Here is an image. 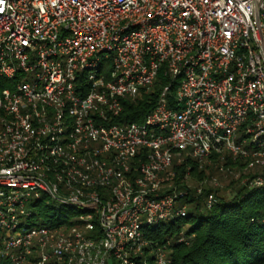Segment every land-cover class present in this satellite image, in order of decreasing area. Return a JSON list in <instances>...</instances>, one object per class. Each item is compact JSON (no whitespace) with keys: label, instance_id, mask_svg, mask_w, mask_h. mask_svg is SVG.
Returning <instances> with one entry per match:
<instances>
[{"label":"built area","instance_id":"obj_1","mask_svg":"<svg viewBox=\"0 0 264 264\" xmlns=\"http://www.w3.org/2000/svg\"><path fill=\"white\" fill-rule=\"evenodd\" d=\"M161 72L144 122H116ZM0 82V264H147L145 227L188 215L175 165L264 168V0H0ZM40 199L81 224H35Z\"/></svg>","mask_w":264,"mask_h":264},{"label":"trees","instance_id":"obj_2","mask_svg":"<svg viewBox=\"0 0 264 264\" xmlns=\"http://www.w3.org/2000/svg\"><path fill=\"white\" fill-rule=\"evenodd\" d=\"M168 82L169 78L161 72L149 93L142 92L136 100L123 99V111L115 121L144 122L146 116L155 108L158 97ZM0 83L3 85V82ZM210 159L211 161L202 167L194 159H187L175 167L180 177L191 167L192 180L199 184L215 172H220L221 166L241 170L240 179L233 177L228 185L233 188V193L221 195L219 189L209 186H204L199 193L198 188L186 184L188 195L181 199L180 204H187L188 215L162 221L144 229L145 236L152 242V245L146 248L147 264H158L155 254L150 251L156 245H164L168 241L171 243L167 249L169 264H264V184L250 188L242 183L245 174L255 177L258 174L256 172L261 170L264 175V168L247 173L243 171V167L248 160L234 157L229 152L224 153V158L222 154L213 152ZM253 173L255 175H252ZM211 192H215V202L208 208L206 200ZM43 201L45 199H40L33 206ZM70 210L72 211V208ZM35 216L34 213L32 221ZM53 216H57L58 221L51 225L81 224L76 214L68 215L60 211L58 215ZM182 230L186 240L179 242ZM137 262L142 263L140 259H137Z\"/></svg>","mask_w":264,"mask_h":264},{"label":"rangeland","instance_id":"obj_3","mask_svg":"<svg viewBox=\"0 0 264 264\" xmlns=\"http://www.w3.org/2000/svg\"><path fill=\"white\" fill-rule=\"evenodd\" d=\"M219 171L220 172H215V174L206 178L207 180L205 179L206 182L203 184V187L209 186V187H212L215 189H219V193L221 195H227V194L233 193V191H234L233 188L229 187L228 185L230 184V181L234 177V171L231 169H230V171L229 170H219ZM260 172H261V170H258L256 173L259 174ZM245 175L246 176L242 179V182L246 177H248L249 174H245ZM252 175H255V173H253ZM213 178H215L217 180L218 186H214V184L211 183V180ZM188 183L192 188H199L200 187V184L195 182L194 180H192V178H190L188 180ZM34 203H36V200H33V202L29 205V209H31L36 214V216L34 218V222L37 225L42 224V223L43 224L45 223L46 225H50L54 222L56 223L58 221V217L53 216V215H58L60 211H63L65 213H67L68 215H75L76 214V216L78 215V212H79V210L77 208L65 206V205L60 204V203H53V202L48 201L46 199H45V201H43L42 203H40L36 206H33ZM70 208H72V211L70 210ZM25 222L28 225V221H25Z\"/></svg>","mask_w":264,"mask_h":264}]
</instances>
